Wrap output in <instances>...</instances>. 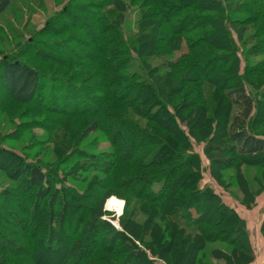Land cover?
I'll use <instances>...</instances> for the list:
<instances>
[{
  "label": "trees",
  "instance_id": "1",
  "mask_svg": "<svg viewBox=\"0 0 264 264\" xmlns=\"http://www.w3.org/2000/svg\"><path fill=\"white\" fill-rule=\"evenodd\" d=\"M11 1L0 0V14L7 10ZM111 1L112 5L120 11L121 17L125 10V0ZM239 1L141 0L138 2L140 10L137 25H143L158 15L169 27L178 24L181 33L188 31L189 22L192 21V17L184 13L185 10L205 9L209 11L207 24L211 25V28L205 35L197 37L193 43L189 41L188 54L194 53L196 58H204L205 56L201 57L196 50V47L201 45L202 48H200L211 56L209 61H212L211 64H213L210 70L212 76L218 72H233L235 64L238 63L234 57L237 52V44L241 47L246 61L243 72L239 75L236 72V75L239 76L236 83L231 85L227 82L221 94L231 109L228 108L219 120H215L209 125L214 130L213 132L221 131V133L218 135L213 133L204 140L196 136L191 122L178 114L175 105L169 99V96L180 88L183 81L197 83L199 77L190 74L188 70L179 74L176 80L169 73H156L151 76L144 64L146 57H143V60L140 58L139 47H134L136 58L132 59L127 53L130 49L123 50V47L126 46L125 43H116V40L121 38L119 27L109 21L104 22L101 17H94L96 33L91 37L94 50V74L97 78L94 86L96 84L97 90H102L103 94L94 95L92 98L90 90L86 91L81 88L82 84L71 87L72 94L75 96L79 89L82 98L81 106L74 105L64 112L67 114L93 112L95 119L80 130L72 145L64 133H61L60 136L58 134L57 144L63 153L74 152L78 158L84 159L82 163L87 169L94 173L101 172L110 175L106 179V187H109L110 184L113 190L117 189L115 190L117 195L124 197V207L118 219L120 228L118 229L110 221L101 217L100 203L104 197L101 193L94 191L92 194V190L89 196L84 191L80 194L68 187L67 179L59 180V171L64 173V161L61 165L49 167L21 160L20 156L16 154L14 158L20 161V166L16 170L17 178L13 185L19 189L17 196L21 201H15L16 196L6 187L0 188V220L2 223H7L9 218L15 220L14 226H17L18 230L15 228L11 230L17 234L24 248H21L22 251H19L20 248H10V240L0 234V238H2L0 252L9 250L13 254L17 253L16 255L19 257L23 253L31 256L34 254L57 256L56 264L65 261L71 252L77 254L74 260L68 264H172L166 256L161 254L163 249L157 242L159 239H165L168 235L167 232L158 233L154 243L151 229H145V225L134 222L132 215L127 213L131 202L136 198L157 205V208H154L157 211L156 215L161 214L172 223L182 244L179 247V255H185L184 248L199 241L200 238L204 244L220 242L231 245L250 261L254 259L245 219L233 207L226 204L212 188L201 184V158L198 153L193 151L191 143V138L196 142L203 143L202 154L208 161V169L214 179L218 167L229 168L232 165V158L227 157L226 153L241 158L264 153V132H258L255 127L257 114L264 107V85L261 84L263 88L258 94L261 98L257 101L247 90V86L257 89L248 78L249 70H253L250 57L264 52V41L247 48V42L243 40L246 27L244 20L232 17L234 13L241 11ZM247 1L249 3L264 2V0ZM131 2H136V0H131ZM153 26L155 27L153 28ZM149 27L154 31L158 27L157 21L149 22V25H146L144 29L133 34L132 38L138 39L144 36L143 32ZM87 30L89 29L87 28ZM172 30L162 31L164 34L158 30L153 34V39L149 44L157 46L152 42H164L167 37L172 35V37H176ZM204 42L216 48L226 47V51L219 57H214L212 51L207 50L209 48L203 45ZM27 53L23 52L24 55L29 56L30 54ZM132 62L139 71L133 70L128 74H121V71L130 66ZM202 65L199 67L205 68ZM0 78L7 95L20 103L34 101L38 90L42 87L40 71L21 58L3 57L0 60ZM119 85L123 87V90H119V94L123 98L120 101L130 104L132 107L144 103L145 112L133 109L148 119H155L156 122L160 115L165 116L164 121H168L172 125L174 136H176L174 148L138 122L125 116L114 115L116 112L112 110L116 111L117 107L113 106L112 110H109L110 107L109 109L104 107L103 103L113 95L112 91H115L110 88ZM206 85L208 87L202 90L201 95L203 98L206 97L208 104L212 109H215L217 106L216 92L212 89L214 88V78H209ZM69 87V85L57 87L61 91V98H64L68 93ZM133 90H135V95L129 97V93ZM144 91L148 93L145 94ZM92 101H94V105L91 104ZM92 105L94 110L91 109ZM103 112L108 113L107 117H110L111 121L129 126L130 136L120 137L119 130L114 131L110 127L108 133L112 134L113 142V151L110 155L89 154L80 150V143L100 129L102 121H99V118L102 117ZM180 125L184 126L187 132ZM217 139L227 145L223 147L215 144L214 140ZM1 150L6 151L3 148ZM123 158L125 161L133 163L142 172H136L132 168L122 165ZM169 164L171 165L168 167L169 169H159V180L146 179L145 174L154 166H168ZM124 168L126 175L117 172V169L123 170ZM82 171L74 170L69 173L68 177L74 181H81L84 179ZM176 180L179 182L176 183ZM121 188L126 191L125 194L118 191ZM11 200H14L15 208H11ZM19 211L23 214L26 213V216H19L17 214ZM153 212L155 211L152 210L149 214ZM65 224H68L66 233H64ZM261 229L264 236V218ZM156 246L159 249L156 248V250ZM238 247L240 250H237ZM99 249L120 258L115 260L104 256L97 252ZM187 255H189L191 263L195 261L194 253ZM227 257L229 260L231 255ZM174 260L178 261V257H175ZM262 264H264V259Z\"/></svg>",
  "mask_w": 264,
  "mask_h": 264
},
{
  "label": "rangeland",
  "instance_id": "2",
  "mask_svg": "<svg viewBox=\"0 0 264 264\" xmlns=\"http://www.w3.org/2000/svg\"><path fill=\"white\" fill-rule=\"evenodd\" d=\"M139 1L141 0H136V2L125 0V10L121 17L120 11L112 5L111 0H12L7 10L0 14V60L3 57L21 58L36 67L42 75V87L38 90L37 97L34 101L26 103L11 99L5 92L0 78V188L6 187L8 191L12 192L16 196L15 201H21L17 196L19 189L13 185L17 178L16 170L20 166V161L14 158L16 154L20 156L18 157L21 160H28L49 167L61 165L64 161V173L59 171V180L67 179L68 187L80 194L84 191L89 196L92 190V194L94 191L101 193L104 196L100 203L101 217L110 221L118 229L120 228L118 219L124 207V197L117 195L115 193L117 189L113 190L110 184L109 187H106V179L110 175L101 172L94 173V171L87 169L82 163L84 159L78 158L74 152L63 153L57 144L58 134L60 136L61 133H64L72 145L80 130L95 119L93 112L74 114L64 112L74 105L81 106L82 98L79 89L75 96L72 94L71 87L82 84L81 88L86 91L90 90L89 93L92 98L94 95L103 94L102 90H97L96 84L94 86L97 80L94 74V50L91 44V37L96 33L94 17H101L104 22L109 21L119 27L121 38L116 40V43H125L126 46L123 47V50L129 48L130 51L127 53L132 59L136 58L134 47H139L141 50L140 58L143 60V57H146L144 64L151 76L156 73H169L176 80L179 74L188 70L190 74L199 77L197 83L183 81L180 88L173 92L169 99L175 105L178 114L191 122L196 136L200 139L204 140L213 133L216 135L221 133V131L213 132L214 130L209 125L215 120H219L228 108L231 109L221 94L227 82L231 85L236 83L239 78L236 72L238 75L243 72L246 61L241 52V47L237 44V52L234 57L238 63L235 64V70L233 72H218L212 76L210 70L213 64H211L212 61H209L211 56L206 54L207 51L201 49V45V48L196 47V50L201 57L205 56L204 58H196L194 53L188 54L189 41L193 43L197 37L205 35L207 30L211 28V25L207 24L209 11L205 9L185 10L184 13L192 17L188 31L185 33H181L178 24L169 27L156 15L149 22L156 20L158 27L154 31L150 30L152 28L149 27L143 32L144 36L133 39V34L149 25V22L140 26L137 25L140 10ZM246 1H239L241 11L234 13L232 17L244 20L246 27L244 28L243 40L247 42L246 46L249 48L253 44H260L264 41V2L249 3ZM112 29L110 30L112 31ZM170 29H173L176 37H172V35L167 37L164 42H152L157 46L149 44L155 32L159 30L163 33ZM203 45L209 48L207 50L212 51L214 57H219L226 51V47L216 48L205 42ZM23 52H28L27 54L30 55L26 56ZM250 63L253 70H249L248 78L257 89L246 86L257 101L261 98L258 95L263 88L261 84L264 85V52L252 55ZM200 65L205 66V68L202 69L199 67ZM133 70L139 71L132 62L130 66L121 71V74H128ZM209 78H214V88L212 89L216 92L217 106L215 109H212L206 97L203 98L201 95L202 90L208 87L206 84L209 82ZM68 85L70 86L68 93L64 98H61V91L57 87ZM122 88L120 85L110 88V90H115L110 96L112 101L107 98L103 103L104 107L108 109L110 107L109 110H112L113 106L117 107L116 111L112 110L116 112L114 115L125 116L138 122L173 147L176 136H174L172 125L168 121H164L165 116L160 115L156 122L155 119H148L141 115L138 112H145V104L140 103L138 106L132 107L130 104L120 101L123 99L119 94V90ZM144 92L145 94L148 93ZM134 95L135 90L129 93V97ZM91 104L94 105V101ZM91 109L94 110V106ZM107 115L108 113L103 112L102 117L99 118V121H102L100 129L80 143V150L89 154L110 155L113 151L112 134L108 133L110 127L114 131L119 130L120 137L127 138L130 136L129 126L117 124L111 121ZM255 124L258 132H264V107L258 112ZM180 127L187 132L184 126L180 125ZM191 143L193 151L198 153L201 158V184L212 188L226 204L233 207L245 219L254 259L250 261L231 245L220 242H206L204 244L200 238L199 241L184 248L185 255H179V247L182 245L180 237L177 235L176 229H173L171 222L167 221L161 214L156 215L157 211L154 208L156 209L157 205L135 198L127 213L132 215L134 222L145 225V229H151L154 243L158 233L167 232L166 238L159 239L157 242L163 249L161 254L166 256L172 264H262L264 259V236L261 229L264 218V153L245 158L226 153L227 157L232 158V165L229 168L218 167L214 179L210 175L208 161L202 154L203 143L196 142L193 138H191ZM214 143L223 147L227 145L219 139L214 140ZM1 148L9 153L3 152ZM118 154L122 155L121 153ZM122 165L130 167L136 172H142L133 163L125 161V158L122 160ZM169 166L171 165L154 166L148 173L145 174L144 172L146 179L150 181L159 180V169L167 170ZM74 170H83L84 179L81 181L71 180L68 176ZM117 172L126 175L125 168L123 170L117 169ZM178 182L179 180H176V183ZM118 191L122 194L126 193L123 188ZM72 193L74 192L72 191ZM115 198L122 201L121 210H114L107 205L110 200ZM13 203L14 200H11V208H15ZM152 210L155 212L149 214ZM17 214L21 217L26 216V213L23 214L20 211ZM14 223L15 220L12 218H9L7 223H2L0 220V234L10 240V248H20L19 251H22L21 248H24L22 241L11 230L12 228L18 230ZM67 226L68 224L64 225V233H66ZM64 237L66 238V234ZM0 242L2 243V240ZM237 250L240 248L238 247ZM97 252L115 260L120 258L111 256L102 249ZM189 253L190 255L194 253L196 256L192 263L189 260V255H187ZM16 254L9 250L1 251L0 264H56L58 260L57 256L43 254L31 256L23 253L19 257ZM76 254L71 252L62 263H70ZM228 255H231L229 260ZM175 257H178V261L174 260Z\"/></svg>",
  "mask_w": 264,
  "mask_h": 264
},
{
  "label": "bare ground",
  "instance_id": "3",
  "mask_svg": "<svg viewBox=\"0 0 264 264\" xmlns=\"http://www.w3.org/2000/svg\"><path fill=\"white\" fill-rule=\"evenodd\" d=\"M110 208H113L114 210H121L122 207V201L115 198L113 200H110L107 204Z\"/></svg>",
  "mask_w": 264,
  "mask_h": 264
}]
</instances>
